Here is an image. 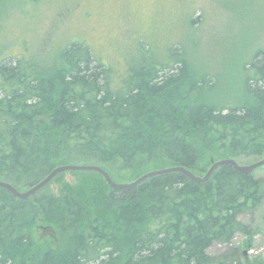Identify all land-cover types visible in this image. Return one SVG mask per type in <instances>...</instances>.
Segmentation results:
<instances>
[{
    "label": "trees",
    "instance_id": "1",
    "mask_svg": "<svg viewBox=\"0 0 264 264\" xmlns=\"http://www.w3.org/2000/svg\"><path fill=\"white\" fill-rule=\"evenodd\" d=\"M137 35L110 62L83 41L46 60L0 57V180L24 190L64 164H97L119 182L158 166L204 175L222 157L264 158V48L220 104L180 41ZM77 172L84 181L59 195L0 187V264H245L239 247L209 248L251 235L241 215L264 202L254 173L224 165L202 183L171 172L117 189Z\"/></svg>",
    "mask_w": 264,
    "mask_h": 264
},
{
    "label": "rangeland",
    "instance_id": "2",
    "mask_svg": "<svg viewBox=\"0 0 264 264\" xmlns=\"http://www.w3.org/2000/svg\"><path fill=\"white\" fill-rule=\"evenodd\" d=\"M137 34L149 41H180L192 73L214 77L211 100L228 104L242 85L245 65L264 48V0H0V57L46 60L83 41L110 62L132 48ZM258 159L236 160L249 164ZM156 168L164 167L148 171ZM253 173L264 179V166ZM84 177L77 171L61 172L44 189L59 195ZM241 220L251 235L238 233L231 243L216 242L209 252L219 255L239 247L245 264H264V202ZM46 233L40 228L38 238Z\"/></svg>",
    "mask_w": 264,
    "mask_h": 264
},
{
    "label": "water",
    "instance_id": "3",
    "mask_svg": "<svg viewBox=\"0 0 264 264\" xmlns=\"http://www.w3.org/2000/svg\"><path fill=\"white\" fill-rule=\"evenodd\" d=\"M224 165L233 166L236 170L243 172V173H253L258 168L264 166V158L258 159L249 164H241L234 158L219 159L211 164V166L209 167V169L204 175H198L194 173L193 171H191L190 169L184 166H181V165L168 166V167L148 171L130 182H118L114 180L105 168L97 164H64V165L55 167L46 177H44L42 180H40L38 183L31 186L27 190H20L16 186H14L12 183L3 181V180H0V187L9 190L18 198L27 199L35 195L41 189H43L49 182L52 181V179L56 175H58L61 172H65V171L98 172L106 179V181L111 187L117 188V189H122V188L131 189V188H134L140 185L141 183L145 182L146 180L152 177L171 173V172H182L186 174L187 176H189L191 179L202 183V182L209 180L210 177L213 175V173L217 169H219L221 166H224Z\"/></svg>",
    "mask_w": 264,
    "mask_h": 264
}]
</instances>
